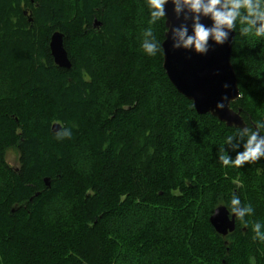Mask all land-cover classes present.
I'll return each mask as SVG.
<instances>
[{"label": "trees", "instance_id": "obj_1", "mask_svg": "<svg viewBox=\"0 0 264 264\" xmlns=\"http://www.w3.org/2000/svg\"><path fill=\"white\" fill-rule=\"evenodd\" d=\"M147 3L0 0V264H119L121 252L136 264H264V244L251 239V223L264 224V159L222 165L224 138L239 128L198 114L162 56L144 54L143 31L158 40L165 31L148 23ZM239 28L230 107L254 128L264 116V37ZM53 31L69 68L53 62ZM53 123L72 137L57 141ZM222 147L230 158L242 150ZM232 193L254 212L222 237L209 216ZM127 216L136 219L125 227Z\"/></svg>", "mask_w": 264, "mask_h": 264}, {"label": "clouds", "instance_id": "obj_2", "mask_svg": "<svg viewBox=\"0 0 264 264\" xmlns=\"http://www.w3.org/2000/svg\"><path fill=\"white\" fill-rule=\"evenodd\" d=\"M171 5V10L181 23L169 29L166 27L165 6ZM148 23L156 25L158 21H163L164 36L157 39L151 28L143 31V40L140 44L144 54L149 57L164 55L162 44L167 39L171 41V48L190 50L194 54L205 55L209 49V41L215 45L224 44L229 37V30L236 29L237 21L240 24L239 32L242 36L252 34L258 38L264 37V0H148ZM185 15L181 16V13ZM191 16L190 26L184 23ZM201 18L211 21L210 25L201 23ZM190 27V30H189ZM81 79L85 82L91 77L87 72L81 73ZM224 87H227L224 85ZM227 97L221 96L215 103L216 110L225 108L224 101ZM254 128L245 126L238 129L234 135H227L224 144L230 149L235 150L238 146L241 151L236 152L234 158H230L221 146L219 161L224 166L242 167L246 162L255 163L264 159V116L254 124ZM72 131L68 127L60 128L55 131L54 138L57 141L70 139ZM217 206H224L235 220H239L244 228L249 226L246 217L252 216L254 209L251 204H242L241 198L235 193L231 194L228 204L223 202L216 203L212 210ZM251 239L253 242L264 244V224L259 220L251 223Z\"/></svg>", "mask_w": 264, "mask_h": 264}, {"label": "water", "instance_id": "obj_3", "mask_svg": "<svg viewBox=\"0 0 264 264\" xmlns=\"http://www.w3.org/2000/svg\"><path fill=\"white\" fill-rule=\"evenodd\" d=\"M185 13H181V16ZM183 21L190 26L191 16ZM166 27L171 29L181 23L172 10L171 5L165 6ZM201 23L206 26L211 21L201 18ZM190 30V27H189ZM162 44L164 55L162 67L169 80L178 93L190 100L198 114H210L223 122L226 126L243 129L246 124L238 111L233 110L230 104L239 97V88L236 75L231 64V48L235 35L234 30H229L228 40L222 45H215L209 41V51L201 56L190 50L171 48V41L167 39ZM49 51L53 62L64 68L70 67V60L63 43V34L53 31L49 37ZM226 85L227 87H224ZM221 96L227 97L224 101L225 108L216 110L214 105ZM60 125L52 124V131H57ZM44 184L49 186V179H43ZM209 223L219 236H226L235 229V218L228 214L224 206H217L209 216Z\"/></svg>", "mask_w": 264, "mask_h": 264}, {"label": "rangeland", "instance_id": "obj_4", "mask_svg": "<svg viewBox=\"0 0 264 264\" xmlns=\"http://www.w3.org/2000/svg\"><path fill=\"white\" fill-rule=\"evenodd\" d=\"M4 86H5L4 84H2V85L0 84V87H1L0 90H2ZM101 97L102 98H105L107 102H110V100H111V98L109 99V97L106 95V92L102 93L101 94ZM75 154L77 155V152H75ZM78 155H85V154L84 153H80ZM5 160H6V162L8 163V165L10 167H12V168L17 167L18 166V153L14 149L7 150L6 151V154H5ZM80 163L84 165L85 164V161L84 160H81ZM125 218H126L125 219V221H126L125 222V227H126L127 225H130V223L133 224V222L136 219V216H133V217L127 216ZM120 254L122 256V258H121L122 261L119 264H136V263H134L135 262L134 261V257L131 256L130 254L128 255V254H125L123 252H121ZM126 255H128V257H129L130 260H127L126 261L125 259H123Z\"/></svg>", "mask_w": 264, "mask_h": 264}]
</instances>
